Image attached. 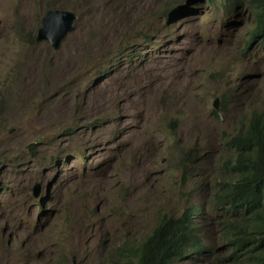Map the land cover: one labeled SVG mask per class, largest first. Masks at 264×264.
Instances as JSON below:
<instances>
[{"label": "rangeland", "instance_id": "374dc122", "mask_svg": "<svg viewBox=\"0 0 264 264\" xmlns=\"http://www.w3.org/2000/svg\"><path fill=\"white\" fill-rule=\"evenodd\" d=\"M57 3L74 27L31 42ZM255 25L221 0H0V264H123L159 212L207 198L223 132L264 97ZM209 218L215 259L183 264H237Z\"/></svg>", "mask_w": 264, "mask_h": 264}, {"label": "trees", "instance_id": "16d2710c", "mask_svg": "<svg viewBox=\"0 0 264 264\" xmlns=\"http://www.w3.org/2000/svg\"><path fill=\"white\" fill-rule=\"evenodd\" d=\"M220 0H207L215 6ZM222 10L246 8L255 15L251 39L264 37V0H221ZM75 10L68 4H49L48 9ZM164 18L169 20L167 13ZM35 41V35L30 38ZM228 109L224 108V113ZM218 122L223 119L212 111ZM177 124L171 121L170 124ZM178 126H174L177 129ZM225 154L213 178L207 182L208 197L190 201L178 214L162 210L152 230L136 245L127 246L123 264H183L187 260L215 259V251L206 242L202 215L218 224V241L224 242L229 260L237 264H264V97L250 103L236 126L223 132ZM189 163V166L186 165ZM192 154L183 158V183L193 181L186 199L195 198L202 184L193 172ZM203 171V170H201ZM210 219V218H209ZM202 262V261H199Z\"/></svg>", "mask_w": 264, "mask_h": 264}, {"label": "water", "instance_id": "95a60500", "mask_svg": "<svg viewBox=\"0 0 264 264\" xmlns=\"http://www.w3.org/2000/svg\"><path fill=\"white\" fill-rule=\"evenodd\" d=\"M77 20L76 13L64 9H48L44 14L37 30L35 41L48 42L53 48H58L63 38L74 27ZM216 110L220 109L219 100L213 103Z\"/></svg>", "mask_w": 264, "mask_h": 264}, {"label": "clouds", "instance_id": "9594fccd", "mask_svg": "<svg viewBox=\"0 0 264 264\" xmlns=\"http://www.w3.org/2000/svg\"><path fill=\"white\" fill-rule=\"evenodd\" d=\"M216 110V109H215ZM221 115V114H220Z\"/></svg>", "mask_w": 264, "mask_h": 264}]
</instances>
